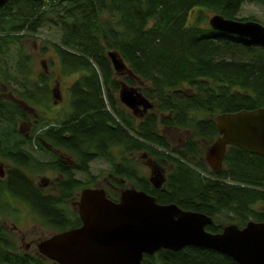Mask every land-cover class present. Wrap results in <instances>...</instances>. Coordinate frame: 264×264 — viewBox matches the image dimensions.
<instances>
[{
    "label": "trees",
    "instance_id": "trees-1",
    "mask_svg": "<svg viewBox=\"0 0 264 264\" xmlns=\"http://www.w3.org/2000/svg\"><path fill=\"white\" fill-rule=\"evenodd\" d=\"M248 1L11 0L0 7V156L9 163L0 178V211L3 197L10 195L60 229L55 233L80 226L72 203L83 188L98 187L90 168L101 158L111 164L113 183L125 188L134 182L161 204L176 203L223 222L212 226L213 231L229 223L244 227L250 220L264 222V156L230 146L219 171L205 156L219 137L220 114L264 107V46L202 24L204 9L257 21L237 18ZM194 9L197 18L191 22ZM43 27L60 30V43L53 44L65 70L83 72L70 87L72 111L62 120L39 118L34 112L35 105L53 94L46 79L33 82L29 77L32 56L26 39ZM111 50L119 51L143 81L131 79L129 84L139 86L154 103L143 116L119 100L121 83L108 56ZM13 82L21 84L15 91ZM175 127L189 133L181 146L173 145L164 131ZM145 150L169 171L159 188L140 174L135 154ZM47 153L51 158H41ZM48 171L58 175L51 191L31 176ZM108 190L110 198H119V192ZM0 264L56 263L22 251L15 234L0 221ZM142 264L239 263L213 249L187 246L146 254Z\"/></svg>",
    "mask_w": 264,
    "mask_h": 264
},
{
    "label": "water",
    "instance_id": "water-1",
    "mask_svg": "<svg viewBox=\"0 0 264 264\" xmlns=\"http://www.w3.org/2000/svg\"><path fill=\"white\" fill-rule=\"evenodd\" d=\"M11 0H0V7ZM210 26L244 42L264 46V24L214 14ZM115 70L134 76L117 50L108 53ZM121 101L135 115L143 116L154 107L141 89L122 83ZM219 137L206 151V161L214 171L223 168L227 150L238 146L264 156V107L220 114L216 119ZM1 177L4 176L3 165ZM161 175L160 170H155ZM162 176V175H161ZM164 178L154 185L161 187ZM82 224L39 242L40 253L56 264H142L146 254L162 249L181 250L197 246L222 252L239 264H264V222L250 220L244 227L231 223L222 232L207 231L214 218L185 210L176 203L161 204L157 198L135 187L124 189L113 200L105 187H86L76 202Z\"/></svg>",
    "mask_w": 264,
    "mask_h": 264
},
{
    "label": "rangeland",
    "instance_id": "rangeland-1",
    "mask_svg": "<svg viewBox=\"0 0 264 264\" xmlns=\"http://www.w3.org/2000/svg\"><path fill=\"white\" fill-rule=\"evenodd\" d=\"M197 13L198 9H194L193 11H191L189 14V21L194 22L197 18ZM202 15L205 21L204 22L202 20V24L204 25L208 23L209 25V19L211 16L214 15V12L209 9H204ZM251 16L254 17V19H257V21L264 24V5L261 4L258 0H251L243 4L241 11L237 15V18H248ZM60 37L61 32L58 28L43 27L40 29L39 33L34 36L29 35V38L26 39L27 53L32 56L31 70L34 73V77L45 69L43 65L44 60L46 61L48 66L47 70L51 75L55 76L57 73L62 71L60 66L61 56L53 44H59ZM13 49L15 51L18 48L17 46H15L13 47ZM11 61H15V57H11ZM19 81L21 82L22 78ZM71 81H73V78L68 77L62 78L60 80V84L56 83V78L52 81H48L50 85L49 88L51 90H54L53 88L57 89L58 92H60L61 98L56 99L57 101L55 102V97L53 96V94H51L52 92L50 91L51 93L49 94V96H47L46 102L44 104L35 105V115L39 118L40 116H46L48 119H50V121H55L54 119L62 120V118L69 114L72 111L70 87L73 82ZM19 86H21L19 82H13L10 84V88L14 91L17 90ZM9 94L10 92L6 91L5 96L9 98ZM3 125L4 126L1 127H3L4 129H9L5 123H3ZM163 128L164 127L161 126V130H163ZM24 132H27L26 128H24ZM188 134V132L182 130L181 128L176 129L171 135L173 145H177L178 143H180V141H182V139L184 140L185 137L188 136ZM34 150L36 155H41L38 154V151H36V147L34 148ZM51 156L52 155L50 153H47L46 155L44 154V156L42 155L41 158L48 159L51 158ZM1 165H3V170L4 167L6 169L9 168L8 161L0 156V166ZM138 165L139 167H141L140 174L149 175L150 170L149 166L147 165V162H144L141 159L138 161ZM90 169L94 175L98 176L96 179L98 187H106L108 182L107 178L111 170V164L107 160L98 158L92 162ZM31 176L32 179L36 182V184L43 185V187L46 188L48 184L45 183V180H47L48 183L49 180L53 181V179L58 175L52 171H48L45 173H38ZM77 176L79 178L82 177L83 179L89 178V176H84L83 174H78ZM128 186L131 187V184L128 183ZM49 189L52 188L47 187L46 190ZM3 203L5 206L4 208L6 210H4L3 208L2 211H0V221L3 224L5 223L7 227L15 234L17 233L16 236H19H17V240H19V244L22 249L26 248V244H28L32 238L42 240L44 237L46 238L47 235L53 234L57 232V230H60L59 228L51 227L46 224L42 219H40L35 213L31 211L30 207L26 203L10 195H5L3 197ZM75 210L77 211V207H75ZM25 235L27 237H25Z\"/></svg>",
    "mask_w": 264,
    "mask_h": 264
},
{
    "label": "flooded vegetation",
    "instance_id": "flooded-vegetation-1",
    "mask_svg": "<svg viewBox=\"0 0 264 264\" xmlns=\"http://www.w3.org/2000/svg\"><path fill=\"white\" fill-rule=\"evenodd\" d=\"M69 53L71 54V55H77L76 53H73L72 51H69ZM109 56V55H108ZM123 57V56H122ZM61 59V58H60ZM111 60V59H110ZM125 60V59H124ZM126 62V61H125ZM111 63H112V61H111ZM127 63V62H126ZM43 65H44V70L42 71V72H40L38 75H36L35 77H34V73H33V71H32V73L29 75V77L31 78V80L33 81V82H38L40 79H46L47 81H52V80H54L55 78H56V83L57 84H60V80L62 79V78H64V77H68V78H73V81H71V82H76L82 75H83V72L81 71H69V70H65V66H64V64H63V61H62V59L60 60V66H61V69H62V71H60L59 73H57L55 76H53V75H51L49 72H48V70H47V68H48V66H47V63H46V61L44 60V62H43ZM127 65H128V67L131 69V70H133L131 67H130V65L127 63ZM112 66H113V68H114V65H113V63H112ZM32 68V67H31ZM114 71H115V74H116V78L120 81V83H121V85H122V83H127L128 85H131V84H129L130 83V81H131V79H136L134 76H130V75H124V74H120V73H118L116 70H115V68H114ZM135 73V72H134ZM64 76V77H63ZM58 78V79H57ZM131 86H137V85H131ZM137 87H139V86H137ZM54 90H52L53 91V96L55 97V102L57 101L56 99H60L61 98V96H60V92H58V90L57 89H55V88H53ZM144 95V94H143ZM145 96V95H144ZM146 97V96H145ZM149 99V98H148ZM119 100L121 101V99H120V91H119ZM121 103H122V105H124L127 109H129L133 114H134V112L129 108V107H127L122 101H121ZM35 110V109H34ZM151 110V109H150ZM149 110V111H150ZM148 111V112H149ZM147 113V112H146ZM145 113V114H146ZM135 115V114H134ZM137 116H140V115H137ZM24 128H26V127H23V125L22 124H20V126H19V130H21L22 132L24 131ZM27 129V128H26ZM176 129H179L178 127H175V128H165V132L168 134V136L170 137V139H171V135H172V133L176 130ZM186 138V137H185ZM184 141H185V139L183 140L182 139V141H180V143H178L177 145H175V146H181L183 143H184ZM171 142H172V140H171ZM173 143V142H172ZM136 155V157H137V160L139 161V160H141L142 159V161H144V162H147V165L149 166V170H150V173H149V175H147V178H148V180H149V182L153 185V186H155L154 184L155 183H157V181L159 180V179H162V178H164V181L167 179V174H168V170L167 169H164V168H159L157 165H156V163H155V160L152 158V157H150L149 156V153L145 150V151H142V152H138V153H136L135 154ZM210 166V165H209ZM155 170H160V172H161V175L159 174V173H157V172H154ZM4 176L3 177H0V178H4L5 176H6V168L4 167ZM0 174H1V169H0ZM1 176V175H0ZM111 177L110 176H108V178H107V185H106V187H105V189H106V191H109L108 189H113V190H116L117 192H119L120 193V196H119V198L117 199V200H119L120 199V197H121V193H122V191L124 190V189H127V188H132V187H135V188H137L136 187V185L134 184V182H130V184H131V187H129V186H126L125 188H121L119 185H117V184H115V183H113V181H112V179H110ZM49 180V179H48ZM46 182V184H48L47 185V187H50V188H53V181L52 180H49L48 181V183H47V180H45ZM163 181V182H164ZM42 188H44L43 187V185H40ZM46 187V188H47ZM156 187V186H155ZM45 188V189H46ZM156 188H159V187H156ZM138 189V188H137ZM138 190H141V189H138ZM108 194V193H107ZM77 202V201H76ZM76 202H74V203H72V206L74 207V209H75V207H77V205H76ZM76 212H78V209H77V211ZM217 221L215 220V218H214V222L211 224V225H207L206 226V229H207V231H210V232H213V233H219V232H222L223 231V229H224V227L226 226V225H224V226H222V229L221 230H219V231H213L212 229H211V227L212 226H217L218 224L219 225H223V222H218V223H216ZM230 224V223H229ZM229 224H227V225H229ZM4 226L7 228V229H9L8 227H7V225L4 223ZM241 227V226H240ZM10 230V229H9ZM11 231V230H10ZM11 232H13V231H11ZM14 233V232H13ZM15 234V233H14ZM17 234V233H16ZM16 234H15V236H16ZM55 234V233H54ZM51 235H53V234H50V235H47L46 236V238H48V237H50ZM18 236V235H17ZM17 236H16V238H17ZM19 237V236H18ZM25 237H27L26 235H25ZM45 237L43 238V239H46ZM42 239V240H43ZM42 240H38V239H35V238H32L31 240H30V242L28 243V244H26L27 246H26V248L25 249H22L21 247H20V244H19V248L22 250V251H24V252H27V253H31V252H38V253H40V251H39V248H38V244H39V242L40 241H42ZM18 242H19V240H18ZM41 254V253H40Z\"/></svg>",
    "mask_w": 264,
    "mask_h": 264
}]
</instances>
